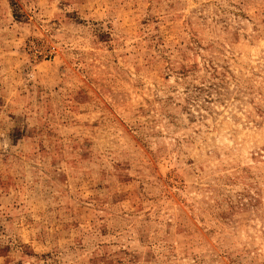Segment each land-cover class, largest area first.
Instances as JSON below:
<instances>
[{"label":"rangeland","instance_id":"1","mask_svg":"<svg viewBox=\"0 0 264 264\" xmlns=\"http://www.w3.org/2000/svg\"><path fill=\"white\" fill-rule=\"evenodd\" d=\"M0 264H264V0H0Z\"/></svg>","mask_w":264,"mask_h":264}]
</instances>
